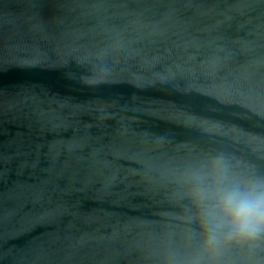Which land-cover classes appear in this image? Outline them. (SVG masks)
<instances>
[{
    "label": "water",
    "instance_id": "obj_1",
    "mask_svg": "<svg viewBox=\"0 0 264 264\" xmlns=\"http://www.w3.org/2000/svg\"><path fill=\"white\" fill-rule=\"evenodd\" d=\"M217 157L264 177V0H0V264H264L203 247Z\"/></svg>",
    "mask_w": 264,
    "mask_h": 264
},
{
    "label": "clouds",
    "instance_id": "obj_2",
    "mask_svg": "<svg viewBox=\"0 0 264 264\" xmlns=\"http://www.w3.org/2000/svg\"><path fill=\"white\" fill-rule=\"evenodd\" d=\"M190 181L206 251L264 239V177H242L217 157L193 169Z\"/></svg>",
    "mask_w": 264,
    "mask_h": 264
}]
</instances>
